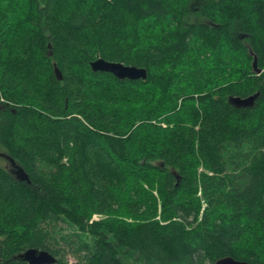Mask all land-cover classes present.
<instances>
[{"label": "trees", "instance_id": "16d2710c", "mask_svg": "<svg viewBox=\"0 0 264 264\" xmlns=\"http://www.w3.org/2000/svg\"><path fill=\"white\" fill-rule=\"evenodd\" d=\"M0 150V264H264V0H0Z\"/></svg>", "mask_w": 264, "mask_h": 264}, {"label": "water", "instance_id": "95a60500", "mask_svg": "<svg viewBox=\"0 0 264 264\" xmlns=\"http://www.w3.org/2000/svg\"><path fill=\"white\" fill-rule=\"evenodd\" d=\"M245 36V35H244ZM244 36H241L244 37ZM251 53V52H250ZM89 66L93 72H109L113 74L118 79H129V80H145L147 77V71L144 67H139L135 65H127L122 62L109 61L102 57H98L89 62ZM252 69L256 73H260L261 69L257 67V60L254 56L252 60ZM54 73L58 80L62 78L61 72L56 65H54ZM259 92L256 91L248 96H233L230 95L228 97V102L237 108H245L253 106L254 102L258 98ZM0 156L10 162V171L15 175L16 178L22 181H29L27 173L23 170V168L13 161L5 153L0 152ZM14 258H18L22 261L27 262L28 264H55L56 257L50 253L48 250L28 247ZM213 264H249L245 260H237L232 256L226 255L216 259Z\"/></svg>", "mask_w": 264, "mask_h": 264}, {"label": "rangeland", "instance_id": "374dc122", "mask_svg": "<svg viewBox=\"0 0 264 264\" xmlns=\"http://www.w3.org/2000/svg\"><path fill=\"white\" fill-rule=\"evenodd\" d=\"M1 152V150H0ZM0 163H2L4 166L6 167H11L9 165V162L4 159L2 156H0ZM100 217V215L98 214H94L92 216V219H98ZM62 258L64 259L65 262H67L68 264L74 263L77 259L76 255L73 253L72 250H70L69 248L66 247V249L63 250V254H62Z\"/></svg>", "mask_w": 264, "mask_h": 264}, {"label": "flooded vegetation", "instance_id": "af4514ba", "mask_svg": "<svg viewBox=\"0 0 264 264\" xmlns=\"http://www.w3.org/2000/svg\"><path fill=\"white\" fill-rule=\"evenodd\" d=\"M194 13H195L196 21H200L201 23H206V24H208V25H214V23H213L212 21H210V20H208V19H205V18L202 17V15H200V14L203 13V11H202V9L199 8L198 6H196V7L194 8ZM244 35L246 36L247 34L243 33V34H240L239 36L241 37V36H244ZM242 38H243V37H242Z\"/></svg>", "mask_w": 264, "mask_h": 264}, {"label": "bare ground", "instance_id": "6f19581e", "mask_svg": "<svg viewBox=\"0 0 264 264\" xmlns=\"http://www.w3.org/2000/svg\"><path fill=\"white\" fill-rule=\"evenodd\" d=\"M89 64V63H88Z\"/></svg>", "mask_w": 264, "mask_h": 264}]
</instances>
